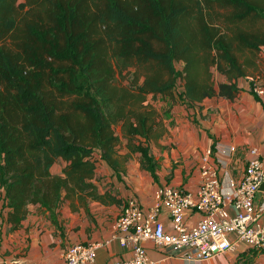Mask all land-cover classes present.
I'll return each mask as SVG.
<instances>
[{
  "label": "trees",
  "instance_id": "trees-1",
  "mask_svg": "<svg viewBox=\"0 0 264 264\" xmlns=\"http://www.w3.org/2000/svg\"><path fill=\"white\" fill-rule=\"evenodd\" d=\"M263 52L264 0H0L6 221L18 228L29 205L55 221L65 200L105 201L100 160L121 177L140 154L157 182L161 159L152 147L167 127L149 96L187 106L214 96L233 101L245 79L264 105L254 76ZM251 251L258 252L243 254Z\"/></svg>",
  "mask_w": 264,
  "mask_h": 264
},
{
  "label": "crops",
  "instance_id": "crops-1",
  "mask_svg": "<svg viewBox=\"0 0 264 264\" xmlns=\"http://www.w3.org/2000/svg\"><path fill=\"white\" fill-rule=\"evenodd\" d=\"M258 66L254 76L264 89V52ZM216 79L225 80L218 72ZM240 84L243 91L233 101L221 96L190 106L161 96L152 101L167 127V133L158 145H153L154 154L162 159L161 170L157 172L159 180L154 181L138 162L129 163L126 174L120 177L103 161L108 169L102 174V183L97 180V185L100 193H107L105 201L88 199L86 205L76 201L72 206L70 200H65L57 210L55 221L38 206L29 205L27 218L16 229L6 221V212L0 237V264H66L63 252L68 246L106 240L112 236L115 223L129 199L135 198L142 207L148 208L153 203L158 185L169 183L196 190L201 181V156L209 147L217 150L236 146L225 169L236 179H241L251 148H258L264 160V105L250 93L247 80L242 79ZM260 96L264 103V94ZM52 171L57 174L62 172L55 167ZM112 198L120 201L113 202ZM263 198L264 191H259L258 201ZM193 218L197 221L200 215L195 214ZM161 219L168 224L166 215H162ZM145 245L150 256L159 261L158 264H234L249 256L243 254L245 250H237L195 263L174 255L169 248L159 250L150 242ZM130 256V249L113 241L99 248L91 264H109ZM257 256L259 254L254 258ZM260 258L257 257L256 262Z\"/></svg>",
  "mask_w": 264,
  "mask_h": 264
},
{
  "label": "built area",
  "instance_id": "built-area-1",
  "mask_svg": "<svg viewBox=\"0 0 264 264\" xmlns=\"http://www.w3.org/2000/svg\"><path fill=\"white\" fill-rule=\"evenodd\" d=\"M256 91L264 94L263 87ZM235 151L234 145L207 148L199 163L201 181L196 190L169 183L158 185L148 208L135 198L129 199L112 236L68 246L63 252L66 264H91L99 248L113 241L130 249L131 256L109 264H158L150 256L147 242L195 263L248 248L264 252V198L257 199L264 183V160L258 148H251L243 177L236 179L225 169ZM195 214L200 215L197 221ZM162 215L168 217V224ZM4 216L0 203V237Z\"/></svg>",
  "mask_w": 264,
  "mask_h": 264
},
{
  "label": "rangeland",
  "instance_id": "rangeland-1",
  "mask_svg": "<svg viewBox=\"0 0 264 264\" xmlns=\"http://www.w3.org/2000/svg\"><path fill=\"white\" fill-rule=\"evenodd\" d=\"M180 66V65H179ZM117 81L119 82V81H122L121 79H120V76L118 75L117 76ZM125 83H127V80H125L124 81ZM149 100L150 101H153V99L149 96ZM158 104V103H157ZM117 131L121 134V126L119 125L118 127H117ZM153 148V147H152ZM121 150V152L122 153H124V152H126V147H125V143H123L122 144V148L120 149ZM159 159H161V157H159ZM134 163V164H136L137 162L138 163H140V154H136V153H133L132 155H131V158L129 159V161L126 163V167L129 165V163ZM161 164H162V159H161ZM141 166V165H140ZM59 172L60 171H62V169H63V167H64V162L63 161H58L56 164H55V166H54ZM142 168V167H141ZM107 169H108V167L105 165V163L103 162V161H99L98 162V165H97V171H98V173H99V175H98V177H97V180H99V181H101V183H102V174H104L106 171H107ZM168 177H169V175H168ZM168 177H167V180H168ZM252 253H250L249 254V256L247 257V260H249L250 259V261H252V264H264V252H255V251H251ZM259 254V256H257V257H261L260 258V260H258L257 262H256V260H257V257L256 258H254L253 257V255H255V254ZM247 260L246 261H244V262H246V263H244V264H250V261L249 262H247ZM243 262V261H242Z\"/></svg>",
  "mask_w": 264,
  "mask_h": 264
},
{
  "label": "water",
  "instance_id": "water-1",
  "mask_svg": "<svg viewBox=\"0 0 264 264\" xmlns=\"http://www.w3.org/2000/svg\"><path fill=\"white\" fill-rule=\"evenodd\" d=\"M260 191H264V183L261 184Z\"/></svg>",
  "mask_w": 264,
  "mask_h": 264
}]
</instances>
